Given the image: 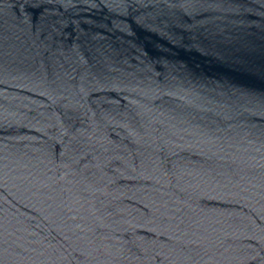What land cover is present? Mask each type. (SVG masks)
<instances>
[{
  "label": "water",
  "instance_id": "95a60500",
  "mask_svg": "<svg viewBox=\"0 0 264 264\" xmlns=\"http://www.w3.org/2000/svg\"><path fill=\"white\" fill-rule=\"evenodd\" d=\"M0 264H264V0H0Z\"/></svg>",
  "mask_w": 264,
  "mask_h": 264
}]
</instances>
